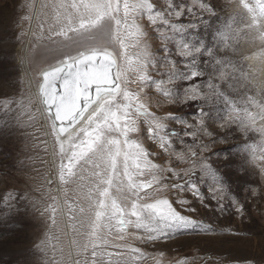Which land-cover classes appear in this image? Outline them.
I'll list each match as a JSON object with an SVG mask.
<instances>
[{"label": "rangeland", "instance_id": "obj_1", "mask_svg": "<svg viewBox=\"0 0 264 264\" xmlns=\"http://www.w3.org/2000/svg\"><path fill=\"white\" fill-rule=\"evenodd\" d=\"M129 2L146 54L144 71L128 73L127 89L144 105L128 138L149 165L141 162L140 175L134 165L131 171L135 183L152 185L138 195L113 187L110 195L129 213L132 203L167 199L194 223L144 213L139 227L130 215L123 230L116 220L97 224L96 169L77 165L67 183L60 180L67 160L43 111L52 147L47 143L33 92L41 73L93 47L117 63L122 53L135 62L137 38L124 39L122 49L96 29L68 31L57 0H0V264H69V252L79 264H264V15L246 7L255 9L256 0ZM73 22L78 26L75 16ZM62 29L66 35L57 34ZM32 138L41 140L28 143Z\"/></svg>", "mask_w": 264, "mask_h": 264}, {"label": "snow or ice", "instance_id": "obj_2", "mask_svg": "<svg viewBox=\"0 0 264 264\" xmlns=\"http://www.w3.org/2000/svg\"><path fill=\"white\" fill-rule=\"evenodd\" d=\"M57 7L65 9L64 18L68 20V31L81 34L96 29L100 38L119 41L122 49L125 48L124 39L135 36L137 39L134 46L140 49L135 62L122 53L123 63H117L111 52L105 48L93 47L77 56L67 57L49 70L43 71V83L39 87L40 99L48 119L52 120L53 132L60 145L61 159L67 160L66 164L60 166V180L67 183L76 175L77 165H88L96 169L92 175L96 177L94 191L100 197V210L96 211L95 216L97 224L101 217L104 218V227L110 226L111 222L116 220L123 230L126 215L135 217L134 223L139 227L144 213L185 225L194 223L175 211L167 199L142 206L132 203L129 213L110 195V189L113 187L117 192H123L126 187L132 195H138L140 191H145L152 185V181H133V165L136 175L143 172L141 162L145 167L149 165L146 162L147 154L136 141L128 138L130 132L138 131L136 117L144 114L141 111L144 105L137 102L139 97L127 89L128 73L139 74L144 71L142 60L146 54L145 44L140 40L143 37L142 30L134 19L136 5L129 0H123L122 5L120 0H80L78 4L62 3ZM246 7L254 15L257 9L260 15H264V0H256L255 9L247 5ZM69 8L73 12H67ZM121 9L122 19L119 18ZM175 15L179 19L181 12L177 11ZM74 16L79 20L78 26L73 22ZM156 16L160 17L159 13ZM60 20L61 16L58 14L57 21ZM108 21L114 22V30L108 26ZM152 23H155V20H152ZM57 34L66 35V31L62 29ZM261 39L264 40V36ZM187 47L184 45L185 49ZM195 76L196 73H192V77ZM118 97H122L125 102L121 104ZM86 111L87 118L84 116ZM82 120L83 124L80 123ZM57 123L60 125L58 130ZM155 127L160 128L162 124L155 121ZM152 131L150 128V135ZM65 132H68V139L61 141L60 137ZM111 133H118L123 139L113 138ZM201 164L204 171H211L207 164ZM150 167L154 168L155 165ZM100 185L105 187L101 188ZM92 195L93 189L90 188L87 199L91 200ZM237 211L240 212L241 209L237 208ZM93 234L97 239H102L100 233L94 231ZM95 255L96 252L93 251V256ZM69 264H79V261L71 260V252Z\"/></svg>", "mask_w": 264, "mask_h": 264}, {"label": "bare ground", "instance_id": "obj_3", "mask_svg": "<svg viewBox=\"0 0 264 264\" xmlns=\"http://www.w3.org/2000/svg\"><path fill=\"white\" fill-rule=\"evenodd\" d=\"M69 2H71V3H73V2H75V3H79L80 2V0H68ZM66 4V0H57V3H56V10L57 11H59L60 13L62 12V13H65V9H61V8H58L57 6L59 5V4ZM73 10L70 8V12H72ZM234 40V39H233ZM21 53V52H20ZM263 56H264V54H263ZM262 56V57H263ZM114 58V57H113ZM115 59V58H114ZM264 63V62H263ZM264 65V64H263ZM46 70H49V69H46ZM43 73V72H42ZM42 73H41V75H40V77H41V79H42ZM34 92V95H35V97L37 98V102H38V106H39V109H40V111H41V115H42V120H43V125H44V127H45V134H46V136H47V143L49 144V147L51 148L52 146H51V142H50V138H49V131H48V127H47V119L44 117V115H43V111H44V106L42 105V102H41V99L39 98L40 97V95H39V88H38V92L37 91H33ZM38 98H39V100H40V102L38 101ZM259 101V100H258ZM260 102H261V100H260ZM40 103H41V105H40ZM264 103V101H262V104ZM41 106H42V108H43V110H42V108H41ZM93 107H95V105H93ZM261 107V106H260ZM45 112V111H44ZM45 114L48 116V114H47V112H45ZM87 115H88V112L86 111V113L84 114V116H85V118H87ZM50 122H51V125H52V120H50ZM81 124H83V120L80 122ZM79 125H77V127H78ZM53 129V128H52ZM72 129L70 128L69 129V131H71ZM29 131H31V129L29 130ZM33 133H35V131L33 132ZM40 137V136H39ZM68 139V132H65L61 137H60V140L61 141H66ZM41 140V138H38L36 141H40ZM36 141H35V139H29V142L28 143H30V144H36ZM59 145V144H58ZM5 146V145H4ZM60 146V145H59ZM66 147V146H65ZM8 148H10V147H7V149ZM13 149V148H12ZM10 150V149H9ZM11 151V150H10ZM8 152V151H7ZM17 153H18V151H17ZM17 153H16V155H17ZM13 154V153H12ZM37 155V154H36ZM18 156H19V154H18ZM17 156V157H18ZM41 156V155H40ZM11 157V156H10ZM50 157H51V162H50V160L48 161V164H49V171H48V173H49V175H50V177H49V180L50 181H54L55 182V180L53 179V177H52V173H54L53 171H54V167L52 166V163H53V155H52V152H51V150L49 149V158L48 159H50ZM16 158V157H15ZM40 158V157H39ZM14 159V158H13ZM15 160V159H14ZM21 161V160H20ZM51 166V167H50ZM7 169V168H6ZM7 172V171H6ZM7 174V173H6ZM10 174V173H9ZM11 175V174H10ZM14 177V176H13ZM4 183H5V181H4ZM6 186V185H5ZM56 188V192H58L59 191V189H58V187H55ZM6 190H9V189H5L4 191L6 192ZM80 194V193H79ZM2 201V200H1ZM29 203V202H28ZM3 207V206H2ZM1 207V208H2ZM61 209H62V211L64 212V210H63V208L61 207ZM3 210V209H2ZM64 214V213H63Z\"/></svg>", "mask_w": 264, "mask_h": 264}, {"label": "water", "instance_id": "obj_4", "mask_svg": "<svg viewBox=\"0 0 264 264\" xmlns=\"http://www.w3.org/2000/svg\"><path fill=\"white\" fill-rule=\"evenodd\" d=\"M41 83H43V80L41 81ZM40 87V86H39ZM43 105V104H42ZM86 113V112H85ZM84 113V114H85ZM59 127H60V125H59V123H57V130L59 129Z\"/></svg>", "mask_w": 264, "mask_h": 264}]
</instances>
